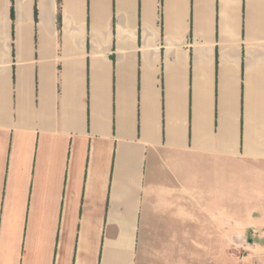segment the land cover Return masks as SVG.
Listing matches in <instances>:
<instances>
[{"label": "crops", "instance_id": "0c3cea01", "mask_svg": "<svg viewBox=\"0 0 264 264\" xmlns=\"http://www.w3.org/2000/svg\"><path fill=\"white\" fill-rule=\"evenodd\" d=\"M240 173L264 0H0V264H228L230 225L264 226L230 223Z\"/></svg>", "mask_w": 264, "mask_h": 264}, {"label": "rangeland", "instance_id": "374dc122", "mask_svg": "<svg viewBox=\"0 0 264 264\" xmlns=\"http://www.w3.org/2000/svg\"><path fill=\"white\" fill-rule=\"evenodd\" d=\"M241 174L239 177H230L229 182L230 223L234 224L242 221L241 217L247 209L237 211L232 208L246 207L250 203H255L253 206L256 207L264 206V177L257 174H249L251 176H241ZM254 213L258 211L254 210ZM16 214V210L11 207L6 208L3 202H0V243L3 224H7L8 220L12 231ZM240 228L238 225H230L228 264H264V236L258 234L264 233V226L249 231L242 240H237L234 233Z\"/></svg>", "mask_w": 264, "mask_h": 264}]
</instances>
